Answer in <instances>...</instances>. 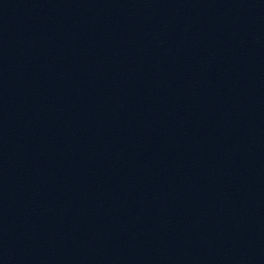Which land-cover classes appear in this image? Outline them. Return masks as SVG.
I'll return each mask as SVG.
<instances>
[{
    "label": "water",
    "instance_id": "95a60500",
    "mask_svg": "<svg viewBox=\"0 0 264 264\" xmlns=\"http://www.w3.org/2000/svg\"><path fill=\"white\" fill-rule=\"evenodd\" d=\"M0 264H264V0H0Z\"/></svg>",
    "mask_w": 264,
    "mask_h": 264
}]
</instances>
